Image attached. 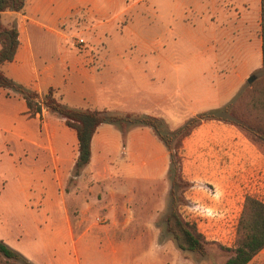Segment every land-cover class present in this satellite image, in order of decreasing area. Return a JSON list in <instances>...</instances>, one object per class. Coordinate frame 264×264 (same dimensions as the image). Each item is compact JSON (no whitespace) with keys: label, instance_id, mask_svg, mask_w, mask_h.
<instances>
[{"label":"crops","instance_id":"obj_1","mask_svg":"<svg viewBox=\"0 0 264 264\" xmlns=\"http://www.w3.org/2000/svg\"><path fill=\"white\" fill-rule=\"evenodd\" d=\"M123 1L128 2L26 0L24 11L4 12V22H15L19 31V47L13 61L3 67L4 71L15 81L39 93L46 92L50 87L55 88L69 106L87 107L89 104L97 109H110L112 105L110 107L108 104H95L102 71L99 66L101 59L98 44L75 46L70 39L69 28L63 27L62 23L78 9H83V12L95 18H117L120 10L121 13L130 10L128 7L122 8ZM156 2L157 10L142 12L141 15L156 14L158 23L162 24H166L167 17L176 16V12H167L166 0ZM178 15L180 18L181 13ZM92 26L98 33L101 32L100 23L96 22ZM258 32L257 35L256 30L249 34V42L246 45H238L241 51L237 54L239 59L241 58L239 63L235 64L236 61L232 59L227 60L231 63L223 64L226 68L221 66L220 70L212 71L210 75L174 76L178 79V90H186V104L189 107L185 112L180 106L178 111H183V115L174 125L179 127L199 113L221 109L231 104V100L244 86L248 77L253 75V71L260 70V74L264 73L261 28ZM200 45L214 50V45L209 42ZM110 50L114 51L112 47ZM110 55H113V52ZM108 59L106 67L121 60ZM131 65L142 67L139 69L140 75L147 76L140 61H133ZM165 65L164 61L157 63L156 69L153 70L154 75L163 80L167 78ZM146 78L149 81L150 78ZM27 109L26 101L20 94L0 87V132L3 134L1 140L4 143H14L18 149L19 160L25 161L27 158L29 161L26 162L27 169H24L23 165L18 170L20 177L17 184L24 194L19 203H16L20 205H10L14 208L9 207V211L3 215L6 221L0 222V240L14 245L16 251L34 264H82L81 253H92L93 250L90 249L94 248L98 249V252L117 258L125 250L123 246L126 240L137 241L143 234H139L137 240L127 233L123 237H117L131 225L132 218L126 200L124 201L125 190L116 196L118 201H115L111 187L112 179L121 174L119 170L113 173L110 165L118 163L114 156L118 153L119 145H122L127 163L137 161L145 167L151 165L156 161L157 154L148 145H157L159 137L148 126H132L123 136L116 124H100L92 139V154L88 164L91 168L86 173L82 170L75 177L74 187L82 175H85L84 180L91 178L87 189L91 199H96L95 195L98 197L101 191H105L106 197L103 203L98 202L100 206H95L83 195L77 196L75 193L74 196L80 200L77 201L76 207H73L70 198L73 196V189L67 187L78 155L76 132L65 124L62 117L46 108L36 117H30ZM160 118L163 119L162 116ZM93 160L105 164L93 170ZM118 165L119 163L115 167L118 168ZM39 169L50 179L42 185L28 184L25 178L38 174ZM183 172L192 183V198L196 209L203 212L215 211L225 215L235 209L237 215H240L245 195H254L253 190L259 192L258 198L264 201V150L249 139L236 124L214 119L203 121L184 139ZM152 189L153 186L146 189V195H150ZM6 193L4 186L0 187V205H3L4 201L1 196ZM137 205H141L139 209L150 208L147 198ZM18 206L30 215L34 214L36 209L35 216H31L33 219L22 216L17 211ZM72 209L79 211L77 219L73 218ZM100 209L111 219L108 225L111 229L114 228L113 230L107 231L106 227L101 229L94 224L89 225L86 215L90 211L93 214ZM16 223L23 229L19 234L16 231ZM40 234L44 251L36 250ZM60 234L63 235V241L59 239ZM157 236L156 232L155 237ZM254 261L264 264V248L248 264Z\"/></svg>","mask_w":264,"mask_h":264},{"label":"rangeland","instance_id":"obj_2","mask_svg":"<svg viewBox=\"0 0 264 264\" xmlns=\"http://www.w3.org/2000/svg\"><path fill=\"white\" fill-rule=\"evenodd\" d=\"M156 1H123L122 8L128 7L130 10L126 13H121L120 10L117 13L118 17L112 19L105 16L95 18L89 16L90 14L87 12H83V9H78L62 25L69 28L70 39L75 46L80 47L76 42L77 38L84 39L83 46L98 44V53L101 59L98 62L102 71L100 72V86L95 104L99 106L108 104L110 107L112 105L110 109L107 107L102 109L114 113L148 112L158 117L162 116L163 130L169 132L178 128L174 124L182 118L183 114L181 113L187 112L189 109L186 104L188 96L186 90L181 92L178 90V79L174 76L210 75L212 71L220 70L221 66L225 67L223 64L231 63L227 60L232 59L236 61L235 64L239 63L241 58L239 59L237 54L241 51H239L240 46L238 45H246L249 42V34L256 30L257 35L260 28V0H166L167 12H176L175 17H167L166 24L158 23L159 18L156 14L141 15L142 12L157 10ZM178 13H181L180 18ZM96 22L102 25L100 33L92 28ZM206 42L213 44L214 50L200 45ZM110 47L114 51H111ZM126 47L127 49H125ZM111 52L113 55H110ZM108 58L121 60L106 67L109 63ZM133 61H140V64H143L141 66L147 73L146 77L150 78L149 81L140 75L139 69L142 67L131 65ZM163 61L166 63L167 78L165 80L154 75L155 72L153 73L157 67L156 64ZM252 74H256L255 80L261 77L260 70L253 71ZM249 91L250 84L246 81L231 100L233 106L242 111L246 110L247 97L245 95ZM86 106L93 108L89 104ZM180 106L183 111H178ZM176 111L179 112L178 115ZM165 112L175 115H167ZM2 136L3 134L0 132V187L4 186L7 193L1 196L4 201L3 205H0V222H5L3 215L9 211L7 210L9 207L14 208L10 205H20L16 203H19L24 193L17 184L20 177L18 170L23 165L24 169H27L26 162L29 161L27 158L25 161L23 159L20 161L16 145L4 143L1 140ZM148 147L157 154L156 161L151 165L145 167L137 161L127 163L122 145H119L118 153L114 156L119 167H115L117 162L110 165L113 173L119 170L124 177L119 175L112 179L111 187L115 201H118L116 196L125 190L124 201L126 200L128 212L132 218L131 225L126 231H121L117 237H123L127 233L137 240L139 234L142 233L143 236H140L141 238L137 241L126 240L123 246L125 250L117 258L105 255L101 251L98 252L99 250L95 248L90 249V251L93 250L92 253H81L82 264H224L229 252L223 247H232L236 237V227L240 217L237 215V210H230L227 214L220 215L221 212L208 213L196 209L192 198L194 189L192 186L188 188L184 193L185 203L180 206V213L186 221L197 224L198 229L205 235L209 243L203 255L195 251L180 249L171 233L168 232L166 225V216L172 205L171 183L168 177L170 165L168 148L160 140L157 145L150 143ZM92 163L93 170H97L105 164L97 160H93ZM90 168L91 166L87 165L83 172L86 173ZM38 171V174L29 175L25 181L31 185L32 183L42 185L50 179H47L45 173H42L43 170L39 169ZM84 176L82 175L80 183L78 182L75 187V182L69 185L70 189H73V194H71L73 196H70L71 205L76 207L77 201L80 200L75 197V193L77 196L83 195L88 202L95 206L103 203V199L106 197L105 191H101L98 197L95 195L96 199H91L92 196L87 193L91 178L84 180ZM152 186V193L146 195L145 190ZM204 188L207 189L205 186ZM207 190L210 191L209 188ZM253 191L255 194L252 196L258 198L260 193L256 190ZM181 192L182 190L178 189V194ZM146 198L150 208L139 209L141 205L137 204L143 203ZM18 208L15 210L28 219L36 214V209L34 214L30 215L28 211L25 213L22 207L18 206ZM72 210L73 218L77 219L79 211ZM91 213L92 211L86 215L89 225L94 224L101 229L106 227L107 231L114 229L108 225L111 223V219L105 216L102 209ZM15 227L17 234L23 231L17 223ZM156 232L157 237H155ZM109 233L111 234V232ZM62 237L63 235L60 234L61 241H63ZM4 242L6 243V241ZM7 245L16 250L14 245L10 243ZM36 247V250L44 251L42 234L39 235ZM39 253L42 254L41 251ZM0 264H4V261L1 260ZM250 264L261 263L254 261Z\"/></svg>","mask_w":264,"mask_h":264},{"label":"trees","instance_id":"obj_3","mask_svg":"<svg viewBox=\"0 0 264 264\" xmlns=\"http://www.w3.org/2000/svg\"><path fill=\"white\" fill-rule=\"evenodd\" d=\"M26 0H0V87L20 94L26 101L27 114L30 117L41 115L43 108L59 115L65 124L74 129L78 140V155L75 160L68 187L75 177L89 164L92 154V139L102 123H114L119 126L123 136L132 126L151 127L155 134L167 146L170 155L168 177L171 183L172 205L166 216L167 230L182 250L205 254L209 241L198 229L197 224L183 219L180 206L185 203L184 193L192 186L183 172V142L203 121L221 120L239 126L254 143L264 148V73L250 84L245 97L247 108L242 111L226 105L221 109L199 113L185 121L175 130H163L164 120L145 113H114L107 109L73 107L66 104L55 88L39 93L23 85L4 71V66L13 61L19 47V31L15 22H4L6 11H24ZM260 28L262 38V67L264 70V0H260ZM178 189L182 192L178 194ZM229 252L224 264H248L264 248V201L252 195H246L236 227V237L232 247H223ZM4 264H34L21 253L0 240V262Z\"/></svg>","mask_w":264,"mask_h":264},{"label":"built area","instance_id":"obj_4","mask_svg":"<svg viewBox=\"0 0 264 264\" xmlns=\"http://www.w3.org/2000/svg\"><path fill=\"white\" fill-rule=\"evenodd\" d=\"M76 42H77L78 45L82 46V45L84 44L85 41H84L83 38H77V39H76Z\"/></svg>","mask_w":264,"mask_h":264},{"label":"water","instance_id":"obj_5","mask_svg":"<svg viewBox=\"0 0 264 264\" xmlns=\"http://www.w3.org/2000/svg\"><path fill=\"white\" fill-rule=\"evenodd\" d=\"M255 78H256V76L253 74V75H251V76L248 77L247 81L249 83H252Z\"/></svg>","mask_w":264,"mask_h":264}]
</instances>
